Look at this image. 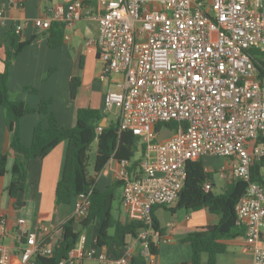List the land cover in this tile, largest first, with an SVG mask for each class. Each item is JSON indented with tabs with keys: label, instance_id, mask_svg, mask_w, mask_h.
I'll use <instances>...</instances> for the list:
<instances>
[{
	"label": "built area",
	"instance_id": "2783aa9c",
	"mask_svg": "<svg viewBox=\"0 0 264 264\" xmlns=\"http://www.w3.org/2000/svg\"><path fill=\"white\" fill-rule=\"evenodd\" d=\"M79 11L77 4L57 5L32 24L42 31L53 23L72 27ZM88 18L97 23L98 35L86 45L99 51L103 75L122 77L117 91L105 93L103 110L117 108L119 131L131 132L141 145L136 169L125 160L116 163L121 208L143 225L133 238L140 256L150 255V243L165 241L153 231L151 215L155 207L176 204L187 163L218 156L227 160L220 177L247 183L234 210L251 264H264V188L250 179L251 165L264 158V143L258 142L264 138V0H95ZM22 27L14 26L15 32ZM170 122L175 132L165 126ZM163 129L172 135L158 142ZM202 188L213 185L206 181ZM89 196L74 200L76 223L88 214ZM5 224L2 218L1 236L8 233ZM53 229L40 223L27 232L19 247L22 264L51 257L46 236ZM82 241L57 264H129L134 257L130 244L110 258L84 250ZM8 262V248L0 244V264Z\"/></svg>",
	"mask_w": 264,
	"mask_h": 264
},
{
	"label": "crops",
	"instance_id": "0c3cea01",
	"mask_svg": "<svg viewBox=\"0 0 264 264\" xmlns=\"http://www.w3.org/2000/svg\"><path fill=\"white\" fill-rule=\"evenodd\" d=\"M0 2L3 10V17L0 19V72L3 70L9 31L18 24L23 25L20 38L22 41L29 42L11 60L7 79L9 98L13 101L24 102L33 108L42 99H52L50 111L59 126L65 128L75 126V114L78 109L102 110L105 93L117 91L116 85L122 81V77L120 75L104 76L103 64L97 56L98 50L86 45L87 40H95L98 35L97 23L88 18V14L95 6V0H0ZM69 4H77L81 11L72 27H63L61 45L51 48L48 45L49 32L35 28L32 21L48 15L57 5ZM73 78L79 80V86L74 97H71L69 86ZM26 88L35 89V92L27 91ZM5 117L6 110L0 106V156L6 155L7 157L5 172L0 174V220L6 219L5 225L8 230L4 236H1L0 232V244L8 248V264H22L19 247L25 242L27 232H36L40 223L53 225V231L46 236L51 245L55 229L72 217L74 201L69 206L55 204V189L61 177L66 143H60L44 158L29 161L27 182L23 193L16 200L9 197L7 188L13 179L11 167L14 157L9 151L10 134L5 124ZM41 121L42 116L38 114H29L21 118L19 136L25 146L30 145L33 129ZM110 121L107 116L105 125ZM226 165L227 160L225 159V164L222 166ZM117 169L115 161L111 160L107 163L100 174V179L96 180L99 190H105L116 181ZM212 190L215 193L223 191V189ZM116 197L118 198V210L115 217L120 222L130 220L121 208V188L117 190ZM16 203L19 205L16 206ZM166 210L163 207H155L152 212L161 228L170 226L187 229L215 225L218 222L217 216L205 210L181 212L180 209H175L173 212L168 210L171 216L169 221L164 219L163 214ZM19 219L25 221L23 227L17 225ZM97 227V221L87 227L76 226L80 237L83 238V249L86 251L96 249L110 258L122 255L123 248H117L115 244L96 248ZM262 232L264 238V228ZM164 238H166L165 241L160 240L156 243L157 253L150 257L148 263L189 264L190 247L188 243L182 241L183 236ZM126 242L132 245L134 257H141L139 244L133 238L126 239ZM223 243L226 251L217 255L216 264H251L252 256L246 247L243 235ZM144 258L146 260V257ZM206 260L207 257L204 255L202 264H206ZM81 264L99 263L96 259H84Z\"/></svg>",
	"mask_w": 264,
	"mask_h": 264
},
{
	"label": "trees",
	"instance_id": "16d2710c",
	"mask_svg": "<svg viewBox=\"0 0 264 264\" xmlns=\"http://www.w3.org/2000/svg\"><path fill=\"white\" fill-rule=\"evenodd\" d=\"M62 25L53 23L49 28L50 34L48 45L55 48L62 43ZM7 45L3 59V70L0 72V106L6 110L5 124L10 134L9 151L14 157L11 167L13 179L7 188L11 199L16 200L23 193L27 182V165L29 161L44 158L60 143H66L61 177L55 189V204L57 206H69L75 198L83 193L90 192L89 210L86 218L81 223H76L72 218L67 219L55 230L54 240L51 241L52 255L49 258L37 256L34 264H57L66 258L68 252L78 243L80 238L76 226L87 227L97 221V233L95 246L101 248L115 244L117 248L127 245L126 239L136 238L142 230L143 225L136 220H124L120 222L113 214V201L116 192L121 188V183L115 181L105 190H99L96 180L102 173L107 163L111 160L119 163L128 161L132 169H136L139 163L138 150L141 146L139 138L128 131H119L118 119L106 122L104 127L100 126L102 119L107 113L102 109L81 108L75 114V126L65 128L59 126L56 118L50 111L52 99H42L33 108L24 102L13 101L9 98L7 91L8 69L11 60L14 59L28 44L22 41L20 34L12 28L7 34ZM100 58L99 51L97 52ZM79 80L73 78L70 82L69 93L74 97ZM25 90L35 92V89ZM29 114L42 116L33 129L31 143L25 146L19 136V122L22 117ZM172 131H176V124L170 122L165 124ZM159 126L156 127V130ZM97 135L99 138L97 139ZM258 142L264 143V138ZM94 145L93 175L88 171L91 146ZM7 162L6 155L0 156V174L5 172ZM264 158L255 161L250 168L251 182H256L264 188ZM213 171H206L201 160L189 162L186 165V177L183 188L179 194L174 208H166L173 212L175 209L186 211L205 210L218 217L215 225H207L194 228L165 227L161 228L159 223L151 215L153 231L159 237L183 236L182 241L190 247L189 264H202V257L206 255V264H216L217 255L226 251L223 243L226 240L244 234V230L237 224L235 205L244 194L247 183L240 180L227 181L220 193L212 189L205 191L202 186L206 181H211L215 189ZM16 206L19 203L15 204ZM155 244L150 243L149 254L156 255ZM129 264H146L144 257H132Z\"/></svg>",
	"mask_w": 264,
	"mask_h": 264
},
{
	"label": "rangeland",
	"instance_id": "374dc122",
	"mask_svg": "<svg viewBox=\"0 0 264 264\" xmlns=\"http://www.w3.org/2000/svg\"><path fill=\"white\" fill-rule=\"evenodd\" d=\"M109 121L112 120H116V116H118V109L117 108H113L111 109L108 114H107ZM94 149L95 146L92 145L91 146V153H90V159H89V167H88V171L91 175H93V161H94ZM202 163L206 169V171L212 172L213 171V178L215 181V189H220L221 186H224L225 183L228 181L227 178H222L219 176V174L217 173L220 168L222 167V165L225 164V159H223L222 157H218V156H206L204 158H202ZM261 173L264 175V168L261 169ZM100 176H98V178L100 179ZM98 179V180H99ZM117 210H118V198L116 197V199L113 201V214L114 216H116L117 214ZM181 212H184L183 209H180ZM164 219L165 220H171V216H170V212L168 210H166L164 212Z\"/></svg>",
	"mask_w": 264,
	"mask_h": 264
},
{
	"label": "water",
	"instance_id": "95a60500",
	"mask_svg": "<svg viewBox=\"0 0 264 264\" xmlns=\"http://www.w3.org/2000/svg\"><path fill=\"white\" fill-rule=\"evenodd\" d=\"M101 127L105 126V119H102L101 123H100ZM172 135V131L169 129H163L160 131V133L157 136V141L160 142L168 137H170ZM99 138V135H97V139ZM151 255H148V257H146V264H149V260H150Z\"/></svg>",
	"mask_w": 264,
	"mask_h": 264
}]
</instances>
